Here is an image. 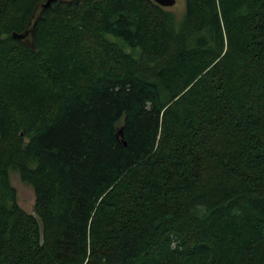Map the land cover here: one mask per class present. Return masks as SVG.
<instances>
[{
	"label": "trees",
	"instance_id": "16d2710c",
	"mask_svg": "<svg viewBox=\"0 0 264 264\" xmlns=\"http://www.w3.org/2000/svg\"><path fill=\"white\" fill-rule=\"evenodd\" d=\"M45 2L0 0V264H264V0Z\"/></svg>",
	"mask_w": 264,
	"mask_h": 264
},
{
	"label": "rangeland",
	"instance_id": "374dc122",
	"mask_svg": "<svg viewBox=\"0 0 264 264\" xmlns=\"http://www.w3.org/2000/svg\"><path fill=\"white\" fill-rule=\"evenodd\" d=\"M164 9L172 12L176 18V21L180 22L185 14L186 0H176V4L173 7H166ZM11 184L16 190L17 200L20 207L27 213L33 214L36 201L33 188L23 183L20 179V176L15 172L11 173Z\"/></svg>",
	"mask_w": 264,
	"mask_h": 264
},
{
	"label": "water",
	"instance_id": "95a60500",
	"mask_svg": "<svg viewBox=\"0 0 264 264\" xmlns=\"http://www.w3.org/2000/svg\"><path fill=\"white\" fill-rule=\"evenodd\" d=\"M62 1V0H46V2L42 5V9L45 10L50 8L54 3ZM64 1H71V0H64ZM159 6L166 8V7H173L176 4V0H153ZM32 34L31 30L26 31L25 34L20 36H15L16 39L25 40ZM120 135L123 136L122 131H120ZM126 144V143H125Z\"/></svg>",
	"mask_w": 264,
	"mask_h": 264
}]
</instances>
